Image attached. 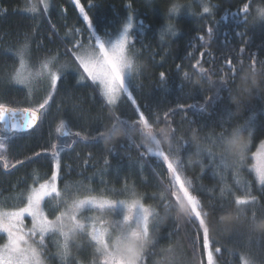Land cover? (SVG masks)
I'll return each instance as SVG.
<instances>
[{
    "label": "snow or ice",
    "instance_id": "1",
    "mask_svg": "<svg viewBox=\"0 0 264 264\" xmlns=\"http://www.w3.org/2000/svg\"><path fill=\"white\" fill-rule=\"evenodd\" d=\"M66 2L76 11L75 23H67L68 10L58 0H31L24 11L39 22L29 32L17 33L7 47L0 46V264H221L225 251L229 253L225 264H234L237 256L239 264H264V242L256 240L257 251L250 250L254 222L258 214H264V132L257 139L251 117L232 125L228 112L218 121L190 127V137L181 134L185 121L190 126L197 123L188 117L190 110L207 117L218 115L221 93L231 95L230 86L238 78L243 85L254 86V78L264 73V61L248 53L245 65L246 48L241 46L237 52L227 30L223 32L226 51L214 55L209 41L215 27L200 26L186 47L194 49L193 41L201 42L203 51L191 67L214 91L203 102L176 104L161 115L138 99L143 88L136 83L142 72L138 58L147 52L154 64H162L179 34L172 21L187 14L201 21L208 17L206 23L218 25L215 13L220 5L214 0H125L124 15L113 6L114 18L108 20L94 12L99 8L95 0ZM233 6L235 11L225 9L222 19L231 15L241 29L250 16L253 24L264 23V0H235ZM145 14L150 23L141 18ZM134 19L138 33L130 31ZM45 22L48 28L42 32ZM60 27L65 29L63 34ZM205 31L207 39L199 34ZM149 32L158 37L157 48L145 43ZM11 35H0V45ZM235 35L242 45L247 43L246 30ZM161 52V61H156ZM192 57L193 53L185 52V58ZM217 65L223 75L213 80ZM175 67L179 73L184 65ZM159 79L167 90V74L161 71ZM184 79L189 80L190 73L185 72ZM193 86L203 91L198 84ZM179 87L182 90L183 85ZM80 89L92 91L84 95ZM97 103L100 108L94 115L92 107ZM122 104L131 108L135 119L127 118L124 109L115 111ZM105 107L113 126L123 125L125 137L131 139V129L138 132L140 142L130 145L138 158L128 159L129 168L135 167L140 174L139 184L131 171L121 177L117 166L121 187H115L106 179L113 172L106 156L76 152L78 144L88 148L104 138L100 125ZM178 112L184 115L174 126ZM161 122L166 127L159 126ZM46 125L48 139L41 141ZM69 125L84 131L70 133ZM3 131L29 140L35 136L36 150L17 158L21 153L13 151L15 141ZM240 132L247 138L241 139ZM107 152L117 154L115 146ZM32 165L38 167L5 183L3 177ZM197 165L199 171L189 176L190 168ZM145 168L151 172V181L144 175ZM244 173L251 179H245ZM73 174L80 179H72ZM208 174L215 181L211 186L200 182ZM242 219L248 221L243 231L238 226ZM221 229L230 231L234 245L243 244L249 250L221 244L215 234Z\"/></svg>",
    "mask_w": 264,
    "mask_h": 264
},
{
    "label": "trees",
    "instance_id": "2",
    "mask_svg": "<svg viewBox=\"0 0 264 264\" xmlns=\"http://www.w3.org/2000/svg\"><path fill=\"white\" fill-rule=\"evenodd\" d=\"M31 2V0H0V35L4 33L12 34L11 37L7 38L2 45V47H7L9 42H14L17 33L23 34L25 32H29L31 28L38 23L39 21H33L31 19L30 13L24 11L26 6ZM82 3L85 0H81ZM166 2H170V0H166ZM58 3L63 7L67 8V23L69 25L76 22V11L73 7L67 4L66 0H58ZM95 3L99 5V8L94 10L97 16H104L108 20H112L114 18L113 13V6L116 7L117 11L120 12L121 16L124 15V10L122 8L123 3L125 0H95ZM214 3L220 5V9L215 13V21H219L218 25H212L210 23H206L209 21L210 18L206 17L204 21H201L191 15H183L178 20H173L172 23L176 24L177 28L179 29V34L176 38H173L171 49L169 51V55L165 57L164 62L162 64H154L148 57V53L145 52L144 55L138 58V63L142 68V72L136 78V83L141 84L143 86L141 93L138 96L140 102L148 103L153 107V109L159 112L161 115L164 111H166L169 107H175L176 104H191L195 101L199 100L203 102V97L210 95L214 89L210 88L208 80L202 78L195 70L191 67L192 64L195 63L197 58H200V52L203 51L202 48L199 47L201 44L200 41H193L194 44L197 45L196 48H187V43L189 36H195L198 34V30L200 26H214L215 31L211 41L210 51L214 55H219L220 52L226 51L225 45L223 43L224 36L223 32L227 30L230 33V44L232 47L239 51L241 46L246 48V54L242 57L244 60L245 65L248 63V53H256L259 60L264 61V23H255L253 24L252 17H248L249 24L245 26V28L241 29L238 28L236 25V18L229 15L227 19H222L224 15L225 9H230L231 11H235V7L233 6L235 0H214ZM197 11L200 9L197 7ZM91 15V13H90ZM156 17L159 19L160 11L157 10ZM145 20L146 23H150V16L145 14V16L141 17ZM136 27L131 30L132 32L138 33L139 31V23L138 20ZM135 21V22H136ZM163 23V21H160ZM59 26V25H58ZM158 27V25H157ZM47 23L45 22L42 27L41 31H47ZM64 28L60 27L61 34L64 32ZM190 30V31H189ZM239 30H246V36L244 40L247 41L246 44L242 45L241 40L238 36L235 35L236 31ZM199 34L205 35V39H207L206 31L200 32ZM145 43L151 42L153 48H157V40L158 37L155 35L154 32L146 33ZM137 47H140L137 44ZM165 48H168V45H165ZM159 50V49H157ZM185 52L193 53V57L191 59L185 58ZM163 56V52L160 55L155 57L156 61H161V57ZM11 63V60L8 61ZM178 63H182L184 67L182 70L177 73L175 65ZM235 63V59H234ZM204 67H209L208 64H204ZM259 67V65H258ZM163 71L167 74V90L165 87L161 86V81L159 79V73ZM226 71V70H225ZM190 73V79H184V73ZM245 73H241L240 76L243 77ZM220 75H223V72L219 71V65H217V75L212 76L213 80H218ZM255 85L249 87L248 85H243L241 80L238 78L237 83L235 85H231V95L228 91H224L221 93L223 99L218 102L216 113L218 115H214L212 117H207L206 115H202L196 113L194 111H189L187 113L188 117L197 119L196 124H192L191 126L185 121L182 125V133L187 134V136H191V132L189 128H197L199 127V123H211L212 120H219L220 115L227 116L228 112L232 113L231 123L232 125L236 124H243L245 120L249 117L252 118V123L257 132V139L259 138V134L264 132V73L258 74L255 78ZM71 84V80L69 81ZM183 85V88L179 87ZM194 84H198L203 91H200L197 88H194ZM243 89V90H241ZM82 94L87 95L92 90L91 89H80L79 90ZM17 106H24V105H17ZM87 106V105H86ZM100 108V104L97 103L95 106L92 107V112L95 115ZM121 109H124L125 116L130 119H135L134 116L131 115V108L125 105H120V107L116 108L115 111L119 113ZM184 115L183 112H178L175 116V120L177 121V125L179 126V121L181 117ZM102 116V123L100 128L102 131L105 132L104 138L101 140L99 144L92 145L88 148H85L83 145L76 146V152H79L81 156L85 155L87 151H92L94 156L97 158L107 157L111 164L113 165V172L110 176L106 177V179L112 180L114 182L115 187H121V182L116 180V173L115 168L119 166L121 168L120 176L127 175L130 171L132 172L133 178L139 184V177L140 174L136 170L135 167L129 168V157L135 161L138 158L137 150L134 146H130L132 141L139 143V136L138 132L135 129H131L128 133L131 139L125 137L124 135V128L123 125H116L113 126V122L107 118L108 116V108H103L101 113ZM161 127H166L163 122L159 125ZM52 127H55V123H53ZM68 130L70 133H74L76 131H81L83 133V129L73 127L71 125L68 126ZM208 129H205L207 131ZM48 132L49 127L46 125L41 134V141L48 139ZM94 134V133H93ZM15 141L13 151H19L21 153L20 156L17 158H22L23 155H28L31 151L36 150L35 145L37 144V140L35 136L29 140L27 136L20 138V135L12 137ZM67 140H71V137L66 138ZM63 140V139H62ZM121 143L125 146L121 147ZM31 145L29 147L28 145ZM115 146L116 155L109 154L107 149L112 148ZM143 151V149H141ZM72 156L75 153H71ZM188 158V154H185V159ZM67 159V157H66ZM153 160L155 158H152ZM72 162V161H69ZM102 163V160H101ZM32 167H38V165H32L27 169H20L15 175L11 177H3L5 183L8 179H11L15 182L18 176H23L26 171H30ZM195 172L199 171V165L196 166L195 169L189 170L188 175L192 176ZM88 172L91 173L92 169L89 168ZM144 175L152 180L151 172L148 168H145ZM245 179H251L247 173H244ZM72 179H80V177L75 176L73 174ZM154 182V181H153ZM201 183L205 185L211 186L215 183L212 179L211 175H205L201 178ZM231 183V181H229ZM23 187V185H21ZM138 190H143L139 188ZM147 190H153L149 187ZM124 198V197H121ZM231 215H235V212L231 209L229 210ZM163 215V213H161ZM248 219H251V213L246 214ZM167 223V221H165ZM238 226L243 231L245 228L248 227V221L242 219ZM161 231H164V228H161ZM264 233V214H258L257 218L254 222V236H253V244L251 246V251L256 252V240H260L264 242V236L261 234ZM217 235V239L220 240L221 244L225 245L227 248L232 247H239L241 252L248 251L249 249L246 248L243 244L234 245L232 240L230 239V231L227 229H221ZM247 239V237H245ZM229 260V253L225 251L223 253V260H221V264H225V261ZM234 264H239V258L233 257Z\"/></svg>",
    "mask_w": 264,
    "mask_h": 264
},
{
    "label": "rangeland",
    "instance_id": "3",
    "mask_svg": "<svg viewBox=\"0 0 264 264\" xmlns=\"http://www.w3.org/2000/svg\"><path fill=\"white\" fill-rule=\"evenodd\" d=\"M136 20L134 19V21H133V24H134V26H133V29L136 27V25H137V21L135 22ZM132 29V30H133ZM131 31V30H130ZM69 131V130H68ZM70 132V131H69ZM4 135H8V134H4ZM8 136H10V137H12V134L11 135H8ZM26 223H29V226H30V221H26ZM51 264H58V262L57 261H52L51 262Z\"/></svg>",
    "mask_w": 264,
    "mask_h": 264
},
{
    "label": "clouds",
    "instance_id": "4",
    "mask_svg": "<svg viewBox=\"0 0 264 264\" xmlns=\"http://www.w3.org/2000/svg\"><path fill=\"white\" fill-rule=\"evenodd\" d=\"M239 136H240L241 139H246L247 138V135L244 132H240ZM161 264H163V262H161Z\"/></svg>",
    "mask_w": 264,
    "mask_h": 264
},
{
    "label": "water",
    "instance_id": "5",
    "mask_svg": "<svg viewBox=\"0 0 264 264\" xmlns=\"http://www.w3.org/2000/svg\"><path fill=\"white\" fill-rule=\"evenodd\" d=\"M67 131H68V128L66 129ZM3 134H8V135H11V133H9V132H7V131H3ZM66 138H68V137H61V139H66Z\"/></svg>",
    "mask_w": 264,
    "mask_h": 264
}]
</instances>
